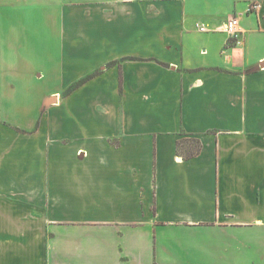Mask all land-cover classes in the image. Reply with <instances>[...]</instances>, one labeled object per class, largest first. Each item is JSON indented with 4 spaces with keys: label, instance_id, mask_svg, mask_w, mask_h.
<instances>
[{
    "label": "crops",
    "instance_id": "obj_1",
    "mask_svg": "<svg viewBox=\"0 0 264 264\" xmlns=\"http://www.w3.org/2000/svg\"><path fill=\"white\" fill-rule=\"evenodd\" d=\"M262 64L264 0H0V264H264Z\"/></svg>",
    "mask_w": 264,
    "mask_h": 264
},
{
    "label": "built area",
    "instance_id": "obj_2",
    "mask_svg": "<svg viewBox=\"0 0 264 264\" xmlns=\"http://www.w3.org/2000/svg\"><path fill=\"white\" fill-rule=\"evenodd\" d=\"M195 24H196V28L201 32L210 30V27L202 21H198ZM214 29L223 30L228 34L230 38L236 39L240 33L238 18L237 17L231 18L228 21L222 23L221 25L216 26Z\"/></svg>",
    "mask_w": 264,
    "mask_h": 264
},
{
    "label": "trees",
    "instance_id": "obj_3",
    "mask_svg": "<svg viewBox=\"0 0 264 264\" xmlns=\"http://www.w3.org/2000/svg\"><path fill=\"white\" fill-rule=\"evenodd\" d=\"M85 79H83L82 81H84ZM81 81V82H82ZM193 143L195 144V145H192V147L190 148L191 150H190V152L187 154V156L188 155H194V154H196L198 151H199V148H200V144H199V142H198V140H193Z\"/></svg>",
    "mask_w": 264,
    "mask_h": 264
},
{
    "label": "water",
    "instance_id": "obj_4",
    "mask_svg": "<svg viewBox=\"0 0 264 264\" xmlns=\"http://www.w3.org/2000/svg\"><path fill=\"white\" fill-rule=\"evenodd\" d=\"M262 66H264V64H262Z\"/></svg>",
    "mask_w": 264,
    "mask_h": 264
}]
</instances>
